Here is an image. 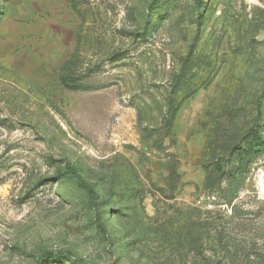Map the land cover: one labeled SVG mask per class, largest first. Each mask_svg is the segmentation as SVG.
Instances as JSON below:
<instances>
[{
	"label": "rangeland",
	"instance_id": "obj_1",
	"mask_svg": "<svg viewBox=\"0 0 264 264\" xmlns=\"http://www.w3.org/2000/svg\"><path fill=\"white\" fill-rule=\"evenodd\" d=\"M254 140L264 0H0V264H264Z\"/></svg>",
	"mask_w": 264,
	"mask_h": 264
},
{
	"label": "trees",
	"instance_id": "obj_2",
	"mask_svg": "<svg viewBox=\"0 0 264 264\" xmlns=\"http://www.w3.org/2000/svg\"><path fill=\"white\" fill-rule=\"evenodd\" d=\"M72 65H73V60L72 58L67 60L64 65H63V70L66 71V70H70L72 68ZM262 142V143H261ZM260 143H257L255 142V140L251 143V147L249 150H240L239 149H233L232 152H231V156H237L236 159H237V164L239 165L238 166V169L237 171L239 172H236L238 174H241L246 166V163L248 162V160L251 158V156L256 153V152H259L262 148V146H264V142L261 141ZM65 176H68L70 178H72L77 187L84 191L88 197L92 200L95 199V191L94 189L91 187V185H89L84 179L83 177L81 176V174L78 172V170L76 169V167L70 163V162H66L65 165ZM51 181H55V180H58L60 179V175L57 174L53 177L50 178ZM236 183L234 184V181L231 183V186H230V189H229V193H233V186H235ZM55 258V257H53ZM45 263V260L44 259H40L37 261V264H43Z\"/></svg>",
	"mask_w": 264,
	"mask_h": 264
}]
</instances>
